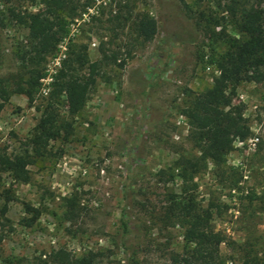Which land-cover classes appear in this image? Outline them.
Returning <instances> with one entry per match:
<instances>
[{"label": "rangeland", "instance_id": "374dc122", "mask_svg": "<svg viewBox=\"0 0 264 264\" xmlns=\"http://www.w3.org/2000/svg\"><path fill=\"white\" fill-rule=\"evenodd\" d=\"M85 1L79 0L58 41L65 43V56L85 44L94 61L103 44L118 51L125 65L104 69L71 120L72 135L50 141L49 154L33 159L27 184L0 172V190L12 198L0 215V264H36L58 247L75 256L92 252L94 264H175L182 229L168 208L170 195L182 190L213 212L210 224L225 236L221 264H242L247 255L264 260V85L241 83L235 89L233 102L243 104L250 135L232 143L223 167L207 162L184 181L178 161L199 154L180 112L217 74L206 34L178 0H92L83 7ZM198 1L185 3L196 15L221 16ZM40 9L41 0H0V86L9 93L0 111V149L9 154L24 149L45 104L40 86L30 103L11 93L28 68L17 57L27 30L13 15ZM117 12L130 16L128 23L106 21ZM142 15L156 25L147 42L130 28ZM226 32L234 35L230 27ZM59 113L65 115L64 108ZM25 204L39 213L29 227L23 223L31 216Z\"/></svg>", "mask_w": 264, "mask_h": 264}, {"label": "trees", "instance_id": "16d2710c", "mask_svg": "<svg viewBox=\"0 0 264 264\" xmlns=\"http://www.w3.org/2000/svg\"><path fill=\"white\" fill-rule=\"evenodd\" d=\"M92 0H86L87 6ZM189 14L196 19L207 36L212 55L209 63L217 72L209 88L194 94L181 110L190 130V138L197 147L198 157L178 161L182 167V179L192 177L204 169L206 163L215 167H223L225 156L229 153L235 140L243 141L249 135V127L243 116V104L234 103L235 89L241 83L264 85V0H199L211 4L221 14L211 17L202 12L190 11L185 0H178ZM79 0H41L42 9L22 16L13 15L27 30L25 45L17 55L21 64H27L25 78L19 80L11 93L23 95L27 102L39 87V80L44 77L42 64L46 58L57 52V44L66 35L69 20L76 16ZM94 20V17H91ZM123 24L130 16H119V12L107 18V22ZM230 27L234 35L226 32ZM130 28L136 38L147 42L156 33L154 20L142 15L130 21ZM214 47H220L215 52ZM98 58L89 61L87 46L79 44L70 49L52 77L50 89L44 96L39 119L31 136L23 144L24 149L9 154L0 149V172L8 173L14 183L27 184L29 172L27 166L35 158L49 154V142L72 135L71 120L85 106L97 79L104 74V69L115 65L122 69L124 60H119L118 51H109L103 44L98 47ZM118 61V62H117ZM9 93L0 86V111L8 99ZM64 108L65 115L59 110ZM190 172L187 174L185 169ZM186 173V174H185ZM186 175V176H184ZM234 183V182H233ZM236 183V182H235ZM0 199L4 204L0 215L6 211V203L12 198L8 190H0ZM169 212L179 223L182 240V253L174 260L175 264H221L219 246L225 242V236L214 231L211 226L213 212L210 208H199L194 198L182 190L178 195H170ZM30 219L24 221L29 227L38 217V210L23 205ZM123 233L126 224L120 220ZM2 235L0 233V244ZM96 255L87 252L75 256L63 247L43 254L37 258L36 264H94ZM242 264H264L252 256H246Z\"/></svg>", "mask_w": 264, "mask_h": 264}, {"label": "built area", "instance_id": "2783aa9c", "mask_svg": "<svg viewBox=\"0 0 264 264\" xmlns=\"http://www.w3.org/2000/svg\"><path fill=\"white\" fill-rule=\"evenodd\" d=\"M82 17H84V14H82ZM65 50H66L65 43L63 41H60L59 44L57 45V54H55L53 57H50L43 71L44 77L39 80L40 83L39 93L41 95L45 96L48 93L50 89V84L52 82V77L59 68L60 62L65 57ZM255 142H257V138L250 140L252 146L255 144ZM235 143L239 145L242 144V142L238 140H236Z\"/></svg>", "mask_w": 264, "mask_h": 264}]
</instances>
